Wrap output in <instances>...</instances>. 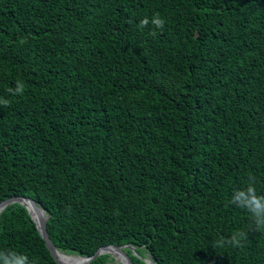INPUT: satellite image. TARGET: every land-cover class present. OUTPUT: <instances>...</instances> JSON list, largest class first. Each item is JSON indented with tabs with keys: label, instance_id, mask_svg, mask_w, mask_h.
Listing matches in <instances>:
<instances>
[{
	"label": "trees",
	"instance_id": "trees-1",
	"mask_svg": "<svg viewBox=\"0 0 264 264\" xmlns=\"http://www.w3.org/2000/svg\"><path fill=\"white\" fill-rule=\"evenodd\" d=\"M250 184L264 196V0H0V204L39 203L62 253L264 264L231 202ZM13 252L57 264L19 203Z\"/></svg>",
	"mask_w": 264,
	"mask_h": 264
},
{
	"label": "clouds",
	"instance_id": "clouds-1",
	"mask_svg": "<svg viewBox=\"0 0 264 264\" xmlns=\"http://www.w3.org/2000/svg\"><path fill=\"white\" fill-rule=\"evenodd\" d=\"M151 23L158 30H162L165 26V20L160 18L157 14L155 15ZM149 24V20L145 18L141 21V26ZM155 35V32L151 33ZM22 90L21 85H17V92ZM251 179V178H250ZM231 202L238 207L246 209L252 216L257 230H264V196H258L256 189L251 184L244 190H237L234 192ZM244 234L238 233L233 236L231 243L235 246H239ZM216 247H223L221 240L216 241ZM0 264H30L27 256L18 253H0Z\"/></svg>",
	"mask_w": 264,
	"mask_h": 264
},
{
	"label": "water",
	"instance_id": "water-1",
	"mask_svg": "<svg viewBox=\"0 0 264 264\" xmlns=\"http://www.w3.org/2000/svg\"><path fill=\"white\" fill-rule=\"evenodd\" d=\"M21 204L23 205L29 212V214L31 215L33 221L35 222L42 238L44 239L47 248L49 249L52 257L54 258V260L56 261L57 264H62L59 259H58V255L64 254L62 253L59 249L56 248V246L53 244L50 235L48 233V229H47V223L48 220L50 218V215H47V211L45 209H43L41 207V205L39 203H37L35 200L31 199V198H27V197H15V198H11L8 200H5L4 202H2L0 204V215L1 213L9 206L14 205V204ZM33 213L37 214L38 216L43 213L46 214V217L44 216V218H41V220L38 222L34 216ZM125 249H132L135 251V248L126 245V246H108V247H104L102 249H100L94 256L92 257H80L77 255H67L64 254L66 256H71V257H77L78 259H80L82 262L79 264H91L93 261H95L98 257L102 256V255H110L111 258L114 257V255L110 254L109 251H112L115 253L116 256L122 257V264H135L132 259L130 258V256L126 253ZM146 262V264H156L153 262L152 258L149 259H145L144 260ZM152 262V263H151Z\"/></svg>",
	"mask_w": 264,
	"mask_h": 264
},
{
	"label": "bare ground",
	"instance_id": "bare-ground-1",
	"mask_svg": "<svg viewBox=\"0 0 264 264\" xmlns=\"http://www.w3.org/2000/svg\"><path fill=\"white\" fill-rule=\"evenodd\" d=\"M33 216L39 222L41 220V218H44V216L46 217V214L41 213L38 216L37 214L33 213ZM109 252H110V254L114 255V257H117L119 262H122V260H123L122 257L116 256L115 253L112 251H109ZM58 259L62 264H79L82 262L77 257L66 256V255L61 254V253L58 255Z\"/></svg>",
	"mask_w": 264,
	"mask_h": 264
},
{
	"label": "rangeland",
	"instance_id": "rangeland-1",
	"mask_svg": "<svg viewBox=\"0 0 264 264\" xmlns=\"http://www.w3.org/2000/svg\"><path fill=\"white\" fill-rule=\"evenodd\" d=\"M112 258H114L115 260H114V262L111 263V264H122V262H119V261H118V258H117V257H112ZM148 259H149V258H148Z\"/></svg>",
	"mask_w": 264,
	"mask_h": 264
}]
</instances>
